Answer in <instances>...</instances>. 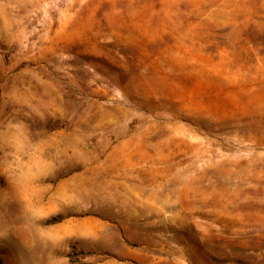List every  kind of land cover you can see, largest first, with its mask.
<instances>
[{"label": "rangeland", "instance_id": "374dc122", "mask_svg": "<svg viewBox=\"0 0 264 264\" xmlns=\"http://www.w3.org/2000/svg\"><path fill=\"white\" fill-rule=\"evenodd\" d=\"M0 264H264V0H0Z\"/></svg>", "mask_w": 264, "mask_h": 264}, {"label": "bare ground", "instance_id": "6f19581e", "mask_svg": "<svg viewBox=\"0 0 264 264\" xmlns=\"http://www.w3.org/2000/svg\"><path fill=\"white\" fill-rule=\"evenodd\" d=\"M28 259V258H27ZM29 260V259H28Z\"/></svg>", "mask_w": 264, "mask_h": 264}]
</instances>
